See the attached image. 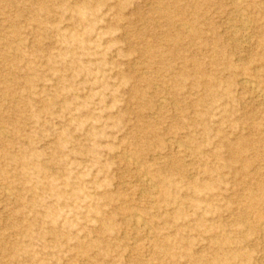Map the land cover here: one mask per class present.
Instances as JSON below:
<instances>
[{
	"label": "rangeland",
	"instance_id": "obj_1",
	"mask_svg": "<svg viewBox=\"0 0 264 264\" xmlns=\"http://www.w3.org/2000/svg\"><path fill=\"white\" fill-rule=\"evenodd\" d=\"M236 1L0 0V264H264V0Z\"/></svg>",
	"mask_w": 264,
	"mask_h": 264
},
{
	"label": "bare ground",
	"instance_id": "obj_2",
	"mask_svg": "<svg viewBox=\"0 0 264 264\" xmlns=\"http://www.w3.org/2000/svg\"><path fill=\"white\" fill-rule=\"evenodd\" d=\"M233 5L238 6V1L233 0ZM241 3V2H240ZM241 85L244 87H248L251 91H253L257 96L262 97L264 99V94L263 91L260 89V87L258 85H256L253 81L249 80V79H241ZM163 101V100H162ZM162 101H160L162 103ZM165 104V103H164ZM144 175V174H143ZM147 178V177H146ZM153 185H151L152 187ZM154 190L157 189L156 187L153 188ZM134 220L133 222L135 223V226L138 225L140 223V221L142 220L141 218L136 219V216L134 215V217H132ZM141 219V220H140ZM140 220V221H139ZM132 221V220H131ZM145 222V221H144ZM144 224V223H143ZM142 224V225H143ZM146 224V223H145ZM145 228V227H144ZM260 231L262 233H264V226L262 228H260Z\"/></svg>",
	"mask_w": 264,
	"mask_h": 264
}]
</instances>
